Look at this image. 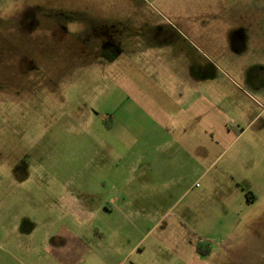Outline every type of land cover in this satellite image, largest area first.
Returning <instances> with one entry per match:
<instances>
[{"label": "rangeland", "instance_id": "1", "mask_svg": "<svg viewBox=\"0 0 264 264\" xmlns=\"http://www.w3.org/2000/svg\"><path fill=\"white\" fill-rule=\"evenodd\" d=\"M239 1L0 0V264L113 226L264 264V0Z\"/></svg>", "mask_w": 264, "mask_h": 264}, {"label": "crops", "instance_id": "2", "mask_svg": "<svg viewBox=\"0 0 264 264\" xmlns=\"http://www.w3.org/2000/svg\"><path fill=\"white\" fill-rule=\"evenodd\" d=\"M237 4L248 5L249 2L235 0ZM262 65H264V59H262ZM191 87H197L200 85L198 81H192ZM207 109H211L215 115L206 116ZM186 113L192 119H195L196 123H202L205 127L206 120H216L217 122H223L222 129L217 130L222 137L226 138L232 131L228 129L226 121L223 120V114L219 109L207 104L203 98H198L186 107ZM217 115V116H216ZM228 130V131H226ZM228 132V133H225ZM258 198L255 195L249 194L248 202L253 203ZM123 228L120 226H113L111 228V240H107V236H103V242L101 245H85L82 243H73L71 245H56L53 242V248L49 254L58 260V264H190V259L194 261H200V263L209 264L214 258L225 259V263L237 264L241 262L243 264H253L254 258L252 250H244V243L238 244L236 241H231V238L222 241L223 246L221 252H218L215 248L203 250L202 248L190 247L189 243L185 245L181 243L178 247H166L168 257L157 258L153 261V244L145 245L143 240L130 241L125 240L121 235ZM51 243V242H50ZM264 245V244H261ZM193 253V255H192ZM192 256V257H191ZM218 257V258H217Z\"/></svg>", "mask_w": 264, "mask_h": 264}]
</instances>
